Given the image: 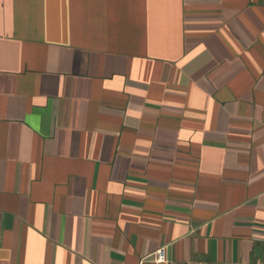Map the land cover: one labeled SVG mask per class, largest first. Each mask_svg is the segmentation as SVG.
Masks as SVG:
<instances>
[{
  "label": "crops",
  "instance_id": "1",
  "mask_svg": "<svg viewBox=\"0 0 264 264\" xmlns=\"http://www.w3.org/2000/svg\"><path fill=\"white\" fill-rule=\"evenodd\" d=\"M259 264L264 0H0V264Z\"/></svg>",
  "mask_w": 264,
  "mask_h": 264
},
{
  "label": "built area",
  "instance_id": "2",
  "mask_svg": "<svg viewBox=\"0 0 264 264\" xmlns=\"http://www.w3.org/2000/svg\"><path fill=\"white\" fill-rule=\"evenodd\" d=\"M166 262V245H160L149 255L141 257L138 260L137 264H165ZM259 264H264V252L262 254Z\"/></svg>",
  "mask_w": 264,
  "mask_h": 264
}]
</instances>
